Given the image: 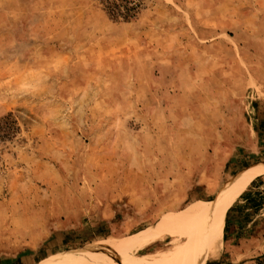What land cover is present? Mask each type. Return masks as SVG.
Here are the masks:
<instances>
[{"label":"rangeland","instance_id":"rangeland-1","mask_svg":"<svg viewBox=\"0 0 264 264\" xmlns=\"http://www.w3.org/2000/svg\"><path fill=\"white\" fill-rule=\"evenodd\" d=\"M135 1L0 0V264L131 235L264 162V0ZM224 240L201 264H264V175Z\"/></svg>","mask_w":264,"mask_h":264},{"label":"bare ground","instance_id":"bare-ground-1","mask_svg":"<svg viewBox=\"0 0 264 264\" xmlns=\"http://www.w3.org/2000/svg\"><path fill=\"white\" fill-rule=\"evenodd\" d=\"M264 162L236 177L226 192L212 200L198 201L180 216L160 220L125 237H109L93 247L72 249L42 264H201L219 257L224 249L229 207L258 177ZM186 233L167 241L172 229Z\"/></svg>","mask_w":264,"mask_h":264},{"label":"trees","instance_id":"trees-1","mask_svg":"<svg viewBox=\"0 0 264 264\" xmlns=\"http://www.w3.org/2000/svg\"><path fill=\"white\" fill-rule=\"evenodd\" d=\"M101 3H103L105 9L108 11L109 14L114 17H121L123 19H131L135 17L139 7V3L134 0L130 4H128L127 7H122L119 13H116L111 9L108 0H101ZM3 122H5L6 126L2 124ZM4 126L8 129L10 133H13L18 129L17 121L12 120L11 114H8L4 117H0V133L4 129ZM2 136L3 135L0 134V140Z\"/></svg>","mask_w":264,"mask_h":264},{"label":"snow or ice","instance_id":"snow-or-ice-1","mask_svg":"<svg viewBox=\"0 0 264 264\" xmlns=\"http://www.w3.org/2000/svg\"><path fill=\"white\" fill-rule=\"evenodd\" d=\"M131 2L132 0H108L111 9L116 13H119L122 7H127Z\"/></svg>","mask_w":264,"mask_h":264},{"label":"crops","instance_id":"crops-1","mask_svg":"<svg viewBox=\"0 0 264 264\" xmlns=\"http://www.w3.org/2000/svg\"><path fill=\"white\" fill-rule=\"evenodd\" d=\"M212 199H213V198H212ZM212 199H210V200H212ZM206 200H208V199H206ZM236 215H237L236 213H235V214L233 213V215H232V216H233V217H232L233 220L235 219Z\"/></svg>","mask_w":264,"mask_h":264}]
</instances>
